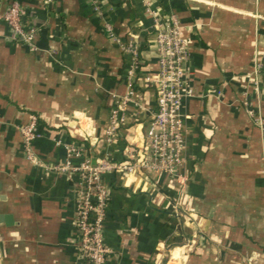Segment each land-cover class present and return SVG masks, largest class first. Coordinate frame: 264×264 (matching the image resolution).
I'll return each instance as SVG.
<instances>
[{"label":"crops","instance_id":"crops-1","mask_svg":"<svg viewBox=\"0 0 264 264\" xmlns=\"http://www.w3.org/2000/svg\"><path fill=\"white\" fill-rule=\"evenodd\" d=\"M11 1L0 0V12ZM15 1L36 31L31 47L0 18V264H78L79 172L50 165L63 160V142L82 147L73 164L142 148L156 96L145 80L157 72L150 10L174 13L187 38L182 159L174 174L101 173L106 264H264V0ZM129 38L140 106L125 105L106 141ZM31 115L37 163L19 132Z\"/></svg>","mask_w":264,"mask_h":264},{"label":"built area","instance_id":"built-area-1","mask_svg":"<svg viewBox=\"0 0 264 264\" xmlns=\"http://www.w3.org/2000/svg\"><path fill=\"white\" fill-rule=\"evenodd\" d=\"M153 16V42L156 50L157 72L145 80L155 86V104L150 112L148 125L144 132L142 148H129L125 157L119 161L111 160L103 154L91 161L88 154L83 155L77 163L71 162L72 155H81L82 147L74 142H63L65 150L63 160L50 165L54 170H75L79 179L74 187L76 198L74 204V225L77 232L78 264H106L110 251L104 243L102 220L109 199V189L101 182V173L108 170L131 172L150 168L162 170L168 174L176 172L181 161L184 144L183 117L181 113L182 97L188 92L187 71L185 63L188 58L187 38L174 13ZM0 18L7 24L13 38L34 47L35 26L23 18L17 1L9 2L0 12ZM109 35L114 36L106 24ZM122 49L129 54L130 62L126 68V89L121 94H113L115 106L109 109L108 123L103 131V139L109 141L116 128L125 120V105L133 103L140 106L134 96L133 76L139 67L138 44L129 38L122 44ZM249 114L259 120L253 110ZM25 157L33 163L38 159L31 146V140L38 135L35 116L19 126Z\"/></svg>","mask_w":264,"mask_h":264}]
</instances>
